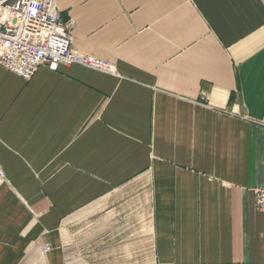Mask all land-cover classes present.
Returning <instances> with one entry per match:
<instances>
[{"label":"crops","instance_id":"crops-1","mask_svg":"<svg viewBox=\"0 0 264 264\" xmlns=\"http://www.w3.org/2000/svg\"><path fill=\"white\" fill-rule=\"evenodd\" d=\"M114 64L0 68V264H264V0H56Z\"/></svg>","mask_w":264,"mask_h":264},{"label":"built area","instance_id":"built-area-1","mask_svg":"<svg viewBox=\"0 0 264 264\" xmlns=\"http://www.w3.org/2000/svg\"><path fill=\"white\" fill-rule=\"evenodd\" d=\"M74 21L61 20L56 0H0V68L27 81L40 67L77 65L115 75L114 64L73 48ZM7 182L0 166V185ZM264 214V184L255 191Z\"/></svg>","mask_w":264,"mask_h":264}]
</instances>
